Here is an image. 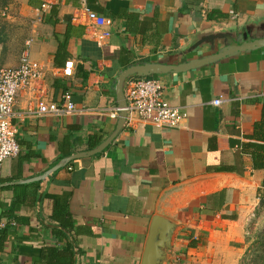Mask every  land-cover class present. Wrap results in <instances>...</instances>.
Returning <instances> with one entry per match:
<instances>
[{"label":"crops","instance_id":"0c3cea01","mask_svg":"<svg viewBox=\"0 0 264 264\" xmlns=\"http://www.w3.org/2000/svg\"><path fill=\"white\" fill-rule=\"evenodd\" d=\"M28 2L44 78L19 97L21 150L0 163V264H242L264 218V0ZM83 4L113 18L106 42L87 35ZM124 73V87L161 80L187 118L114 136ZM67 92L74 114H31Z\"/></svg>","mask_w":264,"mask_h":264},{"label":"built area","instance_id":"2783aa9c","mask_svg":"<svg viewBox=\"0 0 264 264\" xmlns=\"http://www.w3.org/2000/svg\"><path fill=\"white\" fill-rule=\"evenodd\" d=\"M47 1L42 9L48 7ZM87 17V35L98 42H106L112 35V17L91 9L87 4L81 6ZM75 62L67 60L62 73L65 77L74 75ZM44 78V69L40 62L32 58L25 51L16 67H3L0 69V163L15 157L20 153L21 145L18 139L19 127L15 123L18 117L16 107L22 93L36 88ZM165 87L161 80L149 77H136L127 81L124 87L125 105H115L111 115L118 120L122 112L126 113L124 125L135 126L139 123H151L157 126H178L187 118V114L179 107L170 104L164 97ZM223 97L214 100L220 105ZM77 111V106L71 92L65 93L59 101L39 98L36 108L31 114L36 115H71ZM255 219V215L253 214ZM257 220V219H256ZM255 222V221H254ZM5 223L0 222V228Z\"/></svg>","mask_w":264,"mask_h":264},{"label":"rangeland","instance_id":"374dc122","mask_svg":"<svg viewBox=\"0 0 264 264\" xmlns=\"http://www.w3.org/2000/svg\"><path fill=\"white\" fill-rule=\"evenodd\" d=\"M39 20V13L28 0H0V69L13 66L28 50ZM252 227L242 264H264V218L257 219Z\"/></svg>","mask_w":264,"mask_h":264},{"label":"trees","instance_id":"16d2710c","mask_svg":"<svg viewBox=\"0 0 264 264\" xmlns=\"http://www.w3.org/2000/svg\"><path fill=\"white\" fill-rule=\"evenodd\" d=\"M262 124L263 121L260 124H257V126L261 128ZM257 126L256 128H258ZM257 148L259 149L260 146H257ZM52 217L54 220L58 221L63 227H65L68 231L73 232L75 220L73 219V216L68 210L67 206H59L58 204H56Z\"/></svg>","mask_w":264,"mask_h":264},{"label":"water","instance_id":"95a60500","mask_svg":"<svg viewBox=\"0 0 264 264\" xmlns=\"http://www.w3.org/2000/svg\"><path fill=\"white\" fill-rule=\"evenodd\" d=\"M247 46H250V45H247ZM126 74L127 73H124L122 74L119 79H118V82H117V86H116V91H117V95H118V102H119V105H125V97H124V83L126 81ZM125 116H126V113L125 112H122V117L121 119H119V128L118 130L115 132L114 136L117 135V133L119 132L120 128L122 126H124V122H125ZM113 136V137H114ZM112 138L109 139V141H111ZM39 179H42V178H39ZM150 252H147L146 255H145V261H144V264H148L149 261H150Z\"/></svg>","mask_w":264,"mask_h":264}]
</instances>
